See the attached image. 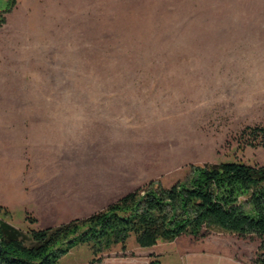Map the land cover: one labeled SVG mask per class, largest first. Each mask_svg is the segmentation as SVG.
<instances>
[{
	"label": "rangeland",
	"instance_id": "rangeland-1",
	"mask_svg": "<svg viewBox=\"0 0 264 264\" xmlns=\"http://www.w3.org/2000/svg\"><path fill=\"white\" fill-rule=\"evenodd\" d=\"M254 125L264 126V0H0V186L21 172L18 155L24 184L45 183L0 202L24 232L85 209V192L69 194L82 186H168L191 165L264 163L242 132ZM197 243L216 264L264 255L256 235L211 230L172 249H145L134 234L95 256L78 243L57 264L161 263Z\"/></svg>",
	"mask_w": 264,
	"mask_h": 264
},
{
	"label": "trees",
	"instance_id": "trees-1",
	"mask_svg": "<svg viewBox=\"0 0 264 264\" xmlns=\"http://www.w3.org/2000/svg\"><path fill=\"white\" fill-rule=\"evenodd\" d=\"M242 132L246 144L264 146V126H246ZM190 167L191 175L182 180L168 186L150 180L85 217L58 225L24 232L0 217V264H57L78 243L88 244L95 256L115 244L125 249L130 234L145 247L222 230L256 235L264 246V163L232 160Z\"/></svg>",
	"mask_w": 264,
	"mask_h": 264
},
{
	"label": "crops",
	"instance_id": "crops-1",
	"mask_svg": "<svg viewBox=\"0 0 264 264\" xmlns=\"http://www.w3.org/2000/svg\"><path fill=\"white\" fill-rule=\"evenodd\" d=\"M33 128H34V126L32 127V129L26 128V130L28 129L27 130L28 133L33 132V130H34ZM38 128H40V129L37 131H40L41 129H43L41 127H38ZM21 130H23V129H21ZM46 132H48V131H46ZM36 146H38V145H36ZM44 147H46L47 149ZM42 148H43V150L47 151L46 154L49 155V151L51 148H49L48 145H46L44 143H43ZM12 157H13V155L9 156V158H7L6 161L9 163V161L12 160ZM19 158H20V156L18 155V157H16V160H17L16 163H19L22 165L21 172L18 173V175L16 174L15 176H13V180L10 182H8L10 179L6 178L7 179V180L5 179L6 185L4 183L0 186V202H2V203H8L9 201H7L6 199L11 197V196H14V195L17 197H21L20 199H22V198L25 199L26 197H28V195L34 194L33 191L34 192L40 191L41 189L45 190V188H44L45 183H43L40 186L39 185L32 186L31 184L30 185L24 184L22 177H24L25 175L22 176V174H23L22 171L25 170V168H24L23 160H20L21 162H19L18 161ZM65 178L67 179V181L68 180L70 181L71 176L68 177L66 175ZM65 178H63V179L65 180ZM117 182H119V181H117ZM46 187H48V184L46 185ZM80 189L83 192H85V195H86L85 198H89V201L86 202L87 207L85 209L82 208L79 210L82 212V214H79L78 213L79 211L77 213L68 212V214L65 218H59V220L68 221V220H70L72 218H76V217H80V218L85 217V216L89 215L90 213L105 207L108 203L116 200L118 197H120L122 194L126 193L127 191L131 190L132 188L131 189L128 188L127 184H125L123 186V188H120V189H118V186H117L115 188L111 187L108 190H104L101 188L92 189V188H88V186H86V187L82 186L81 188L80 187L76 188L74 190V192L71 191L69 194L73 195V197H74V196H76V193L79 192L78 190H80ZM60 190H62V187ZM109 190H113V191L110 192ZM114 190L116 192H114ZM5 196H6V198H5ZM88 206L92 207V209L89 210ZM64 213H67L66 209H65ZM183 235H188V234H183ZM183 235H180V236H178V237H176L170 241H162L161 240V243L169 244L171 249H172V245H175V241ZM159 242H160V240L151 246H145L146 247L145 249H148V248L153 249V247H156ZM141 247H143V246H141ZM190 247H192V248H190ZM190 247H189V250H186L185 255H181L180 253H178V251L170 253V254L161 255V259H160L161 263L159 262V264H216L217 257H215V254L213 252L214 250L211 249L210 245L209 246H202V245H199L197 243L195 246L193 245ZM152 251L153 250H150L149 254L152 253ZM174 251H175V249H174ZM92 257L87 262V264H145L139 257H137V258L136 257H129V256L106 257L100 261L98 260V257L96 259H93ZM150 261L151 260H149L146 264H150Z\"/></svg>",
	"mask_w": 264,
	"mask_h": 264
}]
</instances>
